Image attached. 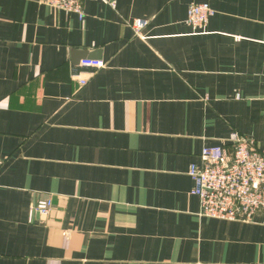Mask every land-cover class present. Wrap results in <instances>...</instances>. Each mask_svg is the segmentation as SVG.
<instances>
[{"label":"crops","instance_id":"1","mask_svg":"<svg viewBox=\"0 0 264 264\" xmlns=\"http://www.w3.org/2000/svg\"><path fill=\"white\" fill-rule=\"evenodd\" d=\"M111 1L0 0V264H264L262 219L199 216L188 174L234 133L264 150V0Z\"/></svg>","mask_w":264,"mask_h":264},{"label":"built area","instance_id":"2","mask_svg":"<svg viewBox=\"0 0 264 264\" xmlns=\"http://www.w3.org/2000/svg\"><path fill=\"white\" fill-rule=\"evenodd\" d=\"M84 0H41L42 4L54 11L74 14L85 19ZM115 7L111 0H101ZM214 11L209 4H192L188 9L187 25L194 31L208 28ZM146 20H134L131 28L136 37L144 39L148 27ZM106 63L101 60H82L73 72V81L85 87ZM230 149L222 146L205 147L200 164H192L189 176L194 182L191 195L200 202L199 216L215 220L254 223L261 218L264 223V150L255 140L232 134ZM53 200H40L30 209V220L35 215L48 216Z\"/></svg>","mask_w":264,"mask_h":264}]
</instances>
